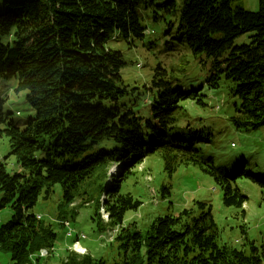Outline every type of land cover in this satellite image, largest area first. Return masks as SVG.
Wrapping results in <instances>:
<instances>
[{"label":"trees","instance_id":"1","mask_svg":"<svg viewBox=\"0 0 264 264\" xmlns=\"http://www.w3.org/2000/svg\"><path fill=\"white\" fill-rule=\"evenodd\" d=\"M240 1H0V81L13 80L14 92L24 93L34 111L20 129L0 99V134L8 138L9 155L21 168L11 176L0 161V208L12 210L10 220L0 225V251L10 262L30 264L40 249H53L56 234L32 208L58 186L60 223L67 221L63 208L78 199L95 202L92 194H103L101 203L92 206L97 218L90 219L92 232L105 231L101 206L106 226L116 232L110 237L118 255L112 264H264V245L246 240L237 249L219 242L211 207L203 202L176 216H159L143 230L122 226L125 213L141 206L123 192V185L149 155L162 159L168 176L179 165L198 166L221 189L223 205L240 209L243 216L246 197L236 181L245 177L264 185L263 176L257 179L242 163L217 162L214 155L202 154L200 146L210 142V134L187 122L183 104L205 106L207 95L191 87L192 80L179 82L175 74L157 67L151 87H145L151 96L144 102L149 110L134 111L124 101L129 89L121 75V53L106 46L115 35L143 41L149 31L138 10L164 11L174 37L204 65L208 61L204 89H224L232 99L233 125L264 127V0H258L256 12L244 9ZM243 35L248 43L235 44ZM111 165L120 172L106 186ZM158 194L164 198L169 188L162 185ZM67 251L61 264H107L88 253L76 263L69 257L76 253Z\"/></svg>","mask_w":264,"mask_h":264},{"label":"rangeland","instance_id":"2","mask_svg":"<svg viewBox=\"0 0 264 264\" xmlns=\"http://www.w3.org/2000/svg\"><path fill=\"white\" fill-rule=\"evenodd\" d=\"M240 5L251 12L258 10V0H241ZM138 16L141 25L149 31L145 34L143 41L132 39L125 41L115 35L106 42L109 49L121 53L125 63L121 69V75L129 89V95L124 101L132 103L130 107L134 111L149 110V106L145 103L151 99V96L145 87H151L152 72L157 67L166 70L168 75L175 74L179 82L184 79L192 80L190 86L198 89L199 94L207 95L206 99L203 98L205 106L193 104L194 101L191 104H183L188 114L187 122L193 128L203 129L204 133L210 134L206 137L210 142L200 146L202 154L214 155L218 158L217 162L220 159L226 162L242 163L247 171L255 173L257 179H262L260 175L264 179V127L245 130L233 125L230 120L234 114L231 106L232 99L227 96L224 89L219 91L204 89L205 74L203 73L208 61L205 60L206 65H204L200 58L192 56L191 50L184 42L174 37V31H169L167 26L171 21L167 13L141 8L138 10ZM246 43H248V35L235 40L237 45ZM13 89V80L0 81V99L3 100L4 112L10 114V119L17 127L24 129L25 123L33 117L34 111L23 99L24 93L17 94ZM2 128L1 125L0 129ZM198 135L201 136V134ZM0 161L4 163L9 175L21 172L14 156L9 155V140L2 133L0 134ZM119 169L118 165L109 167V176L105 180L106 186H110L112 177L120 172ZM131 171L134 176H129L124 183L123 192L130 193L134 199L141 202V206L136 211L125 213L122 226L130 224L132 228L135 226L143 230L159 216H176L183 209L193 208L195 202H203L211 207L220 243L229 244L237 249H240L246 240L253 242L256 246L264 245V185L245 177L236 181L238 189L246 197L243 216L240 209L223 205L221 189L198 166L179 165L174 173L168 176L163 170L162 159L154 154L147 156L141 165ZM162 185L169 188V194L164 198H160L158 194V189ZM92 195L96 196L98 198L96 201L101 203L103 194ZM1 196L0 192V199ZM60 198L61 190L55 186L54 193L48 200H43L40 196L32 208V213L52 227L56 240L53 252L49 256L40 258L38 254V257L35 254L30 257L29 263L61 264L66 257V250L75 253L71 244L75 234L79 232H82L80 235L85 236L80 240L82 247L86 249L84 254L88 253L93 258H101L107 264L114 263L118 255L111 238L116 232L106 226L108 221L103 208L99 206L98 211H100L101 228L105 231L98 234L92 232L94 221L90 219L94 215L96 201L88 203L87 198L78 199L74 206L63 208L65 210L63 214L66 216L64 220L67 219V221L60 223L57 218L62 209ZM91 200L92 198L90 202ZM11 216L10 207L0 208V225L9 221ZM94 217L97 218L96 215ZM69 232L72 234L68 235ZM69 257L71 259L73 257L78 263L81 255L73 254ZM0 264L13 263L10 262L8 255L0 251Z\"/></svg>","mask_w":264,"mask_h":264},{"label":"bare ground","instance_id":"3","mask_svg":"<svg viewBox=\"0 0 264 264\" xmlns=\"http://www.w3.org/2000/svg\"><path fill=\"white\" fill-rule=\"evenodd\" d=\"M145 33H148V31H145ZM69 235V233H68ZM80 238H76V241L74 240L71 244V247L73 249V251L76 253V254H79V255H83L85 252H86V249H84L80 243ZM49 256V254H46V253H39V257L42 258V257H47Z\"/></svg>","mask_w":264,"mask_h":264},{"label":"built area","instance_id":"4","mask_svg":"<svg viewBox=\"0 0 264 264\" xmlns=\"http://www.w3.org/2000/svg\"><path fill=\"white\" fill-rule=\"evenodd\" d=\"M80 233H82V232L77 233V237H76V238L84 239L85 236H84L83 234L80 235ZM69 235H71V232H69ZM51 252H52V250H49V249H46V248H42V249H40V250L36 253V256H37V254H38V256H39V253L50 254ZM38 256H37V257H38ZM26 264H27V263H26Z\"/></svg>","mask_w":264,"mask_h":264},{"label":"crops","instance_id":"5","mask_svg":"<svg viewBox=\"0 0 264 264\" xmlns=\"http://www.w3.org/2000/svg\"><path fill=\"white\" fill-rule=\"evenodd\" d=\"M36 262H37V259H36Z\"/></svg>","mask_w":264,"mask_h":264}]
</instances>
